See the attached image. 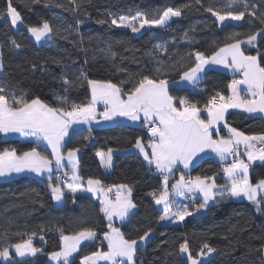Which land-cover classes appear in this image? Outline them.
I'll return each instance as SVG.
<instances>
[{"label":"trees","instance_id":"trees-1","mask_svg":"<svg viewBox=\"0 0 264 264\" xmlns=\"http://www.w3.org/2000/svg\"><path fill=\"white\" fill-rule=\"evenodd\" d=\"M8 3L9 0H0V13L5 17ZM227 3L228 0H11L25 28L15 31L7 18L0 19V87L6 89L9 98L13 94L18 99L39 98L50 107L86 105L91 100L88 79L115 83L125 93L144 76L165 79L172 85L184 71L195 66L197 52L210 57L233 42L228 39L233 33L246 40L258 31L261 34L255 47L245 45L242 50L245 55L259 53L258 59L264 66V24L260 22L264 19V0H246L247 11L255 12L256 19L246 15L243 21L221 25L206 9L212 7L223 13L228 10ZM168 7L180 9L182 14L174 17L165 29H142L137 34L111 24L113 19L135 16L138 12L157 19ZM232 10L245 9L240 4ZM44 21L52 28V38L37 46L27 29L39 27ZM64 79L70 86L65 85ZM233 79L230 74L211 69L197 85L199 91L171 86L169 93L176 100L184 98L202 109L217 93L227 97ZM226 124L246 135L264 133L263 118L231 112ZM69 139L80 142L92 153L108 149L119 153L131 148L137 139L148 141L143 128L121 124L76 131ZM33 147L49 155L35 142L0 137V151L16 149L21 154ZM220 170L221 164L208 158L195 165L188 175L217 176L220 182ZM250 176L253 184L264 179V164L254 165ZM104 180L107 187L123 184L132 189L135 211L119 226L125 238L140 241L139 237L151 230L146 244L137 247L135 264H189L179 251L185 240L196 259L205 243L216 250L201 264H264V251L260 250L264 245V209L256 211L243 201H221L182 225H163L151 195L161 193L162 181L139 156L116 154L112 170ZM50 183H56L55 177H21L0 182V249L29 237L33 247L39 249L36 255L24 259L10 249V260L3 262L0 257V264H53L49 254L60 251L61 230L64 235H74L86 228L96 231L94 240L81 245L70 264H81L83 257L93 252L107 251L103 234L108 231V224L99 204L86 195L65 194L63 204L56 206Z\"/></svg>","mask_w":264,"mask_h":264},{"label":"snow or ice","instance_id":"snow-or-ice-1","mask_svg":"<svg viewBox=\"0 0 264 264\" xmlns=\"http://www.w3.org/2000/svg\"><path fill=\"white\" fill-rule=\"evenodd\" d=\"M197 2L199 3V0ZM240 4L245 10H232L234 6ZM226 8L228 10L223 13L212 7H208L206 11L210 12L221 25L229 20L243 21L246 15L253 19L257 18L255 12L247 11L246 0H228ZM181 14L180 9L168 7L157 19H149L144 13L138 12L135 16H120L118 20L113 19L111 24L131 29L133 33H136L145 26L163 28L172 17H179ZM6 17L10 18L13 26L22 22L20 13L12 6L11 0L6 9ZM6 17L0 13V19ZM260 22L264 24V19H260ZM28 31L36 41H40L52 32V28L47 21H44L39 27H28ZM260 34L261 32L258 31L247 36L246 40H240L237 38L239 33H233L228 37L233 42L226 43L210 57L197 52L195 66L182 73L181 79L192 85L199 82L200 74L204 72L208 64H222L226 68H232L241 73V79H233L228 85L231 90L230 96L225 97L217 93L208 101L204 109L207 113L206 118H202L201 109L195 103H189L184 98L179 99V106H177L175 98L169 94L168 81L149 76L140 79L137 85L127 93L115 83L88 79L87 84L91 89L90 102L86 105H73L70 108L50 107L39 98L28 100L21 97L18 99L14 94L9 98L5 95L6 89L0 87V132L19 133L42 140L51 149V155L54 157V160L50 159L36 147L21 154H18L16 149H4L0 151V177L10 176L13 173L34 172L42 175L47 172L51 179L53 168L60 170L65 167L64 161L67 160V164L71 167V176L69 177L67 172L62 173V176L56 177L55 184H49V188L52 198L56 201L63 199L65 188L74 195L78 189L82 188V177L78 175L76 159L79 149L69 150L65 156L62 152L65 137L68 136L73 124L95 120L96 105L102 103L105 110L101 116L105 121L116 117H127L132 121H137L142 116L144 124L149 125L148 147L151 153L145 150V145L140 139L136 140L135 147L143 154L148 164L154 165L156 170L163 175L164 190L159 195L155 192L151 193L155 203L163 205L161 221L174 219L182 222L186 217L193 215L187 206L174 208V202L170 199L171 193L179 196H185L186 193H201L203 202L196 211L205 208L210 200L215 199L216 195L246 197L256 204L259 210L260 204L264 202V179L255 184L251 183L249 169L254 161L264 162V133L246 135L225 124L230 136L214 139L213 130L216 129V134H218L217 125L224 120L228 109H241L249 114H264V66H261L258 59L260 54L245 55L241 48L243 43L253 44ZM64 83L70 86L67 79H64ZM65 90L67 91V87ZM241 145L244 146L243 154L247 156V162L239 158ZM206 150L216 153L221 161L227 160L229 156L234 157L232 162L223 168V173L229 183L217 185L214 176L201 177L198 175L195 178L186 179L182 174L176 183L171 185L170 193L168 174L173 173L178 164H182L185 169L189 168L193 160ZM111 154L112 149H108L107 154L97 153L106 168L111 165ZM62 177H67L63 181V187H61ZM114 187H117V194L115 200H112L108 198V193L112 191L111 187L105 189L99 179L88 178L87 180L85 190L94 194L102 193L104 197L101 200L100 211L109 222V231L103 234L108 242V250L84 256L82 264H97L98 261H107L109 264H125L126 261L127 264H135L138 241L125 238L120 229L112 225L114 217L124 221L131 210L136 208V204L130 199L132 189L123 184ZM120 189H126L127 194L121 195ZM150 231L140 236L139 240H146ZM31 235L34 236L35 233ZM95 237L96 231L90 228L83 229L74 235H64L61 230V249L50 253L49 258L58 262L62 261V264H70L69 258L79 250L81 243L91 241ZM10 249H14L15 255L19 257L34 256L39 251L33 247L31 237L3 247L0 249V257L9 259ZM260 250L264 251V245ZM179 251L188 254L189 264H201V261L190 253L187 240L180 244ZM214 251H216L214 248L205 243L198 255L204 256Z\"/></svg>","mask_w":264,"mask_h":264},{"label":"crops","instance_id":"crops-1","mask_svg":"<svg viewBox=\"0 0 264 264\" xmlns=\"http://www.w3.org/2000/svg\"><path fill=\"white\" fill-rule=\"evenodd\" d=\"M245 45L249 46L251 48H254L255 45H256V41L253 44H251V45L244 44V45L241 46V48L243 46H245ZM221 65L222 64H214V65L208 64V65H206L204 72H202L200 74L199 82L196 83L195 85H192V84L188 83L187 81L180 79L176 83H174L172 85H168V87L170 88L171 86H173V87H176V88H187V89L192 90V91H199L200 89L197 88V85L203 79L205 72H207L208 70H211V69L212 70H219V71L225 72L227 74H230V75L234 76V79H241L242 78V75H241L240 72L235 71L232 68H226V67H224V65L223 66H221ZM241 87H243V86H241ZM89 91H90V97H91V89H90V87H89ZM230 95H231V90L229 89L228 96H230ZM241 95L243 96L244 93L242 92ZM124 98L126 99V96ZM178 101L179 100H176L177 106H179ZM204 107L201 109L202 118H206L207 117V113L204 111ZM104 110H105L104 109V105L102 103H98L96 105V119L95 120L89 121L88 123L73 124L70 127V129H69L68 136L65 137L64 147L62 149V152H63V154L65 156L67 155V152L69 150L79 149V151L77 152L76 159L78 161V175L80 177H82V181H81L82 188L78 189L77 192L74 195L72 193H70L65 188L64 189L65 194H69V195H72V196H80V195L89 196L95 202H97L99 204L100 208H101V200L104 198L103 194L102 193H95L94 194L92 192L86 191L85 189L87 188V180H88V178L99 179L102 182V186L105 189L111 187L112 191L108 193V198L112 199V200H115L116 194H117V187H114V186H108L107 187L105 185L104 177H105V174L111 172L112 167H113V162H114V156L116 154H135V155H137V156H139L141 158V160L144 162V164L149 169H151L152 172H154V173L158 172L154 165L150 166L148 164V162L144 159L143 154L139 151V149H137L135 147V144L131 148H129V149L123 151V152L116 153V152L112 151V154H111V156H112L111 165H110V167L106 168L101 163V159L97 155V153L103 152V153L107 154L108 151H100V152H97V153H92L87 147H84L80 142L73 141V140L70 141L69 138H70L71 134L73 132L81 131V130L108 128V127H113V126L120 125V124L121 125L132 126V127L143 128V129L146 126V124H144V122H143V117L142 116H141V119L137 120V121H132V120L128 119L127 117H116L113 120L105 121V120H103V118L101 116V113ZM231 112L240 113V114L246 115L248 117H258V118H263L264 119V114H260V113L249 114V113H246V112L242 111L241 109H228L227 112L225 113L224 120L221 121L217 125L218 134H216V129L213 130L214 131V136H213L214 139H218L220 137L228 138L230 136V133L228 131V127H225V124H226V118H227L228 114L231 113ZM144 133H145V131H144ZM0 137L3 138V139H20L22 141L35 142L38 145H40L42 148L46 149L48 151V153H49L48 157L50 159L54 160V157H52V155H51V149L46 146V143L44 141L37 140L35 137H26V136H23V135H21L19 133H8V134H5V133H2V132H0ZM140 140L145 145V150L150 154L151 153V149L148 147V143L150 141V138L148 137V141L147 140L144 141L142 139H140ZM239 151L241 153L239 158L243 159V160H245V162H247V156L243 154L244 153V146L243 145L240 146ZM208 158H210V159L214 160L215 162L221 164V170H220V175H219V176H221V181L219 182L217 180L219 177L215 176V182L217 183V185L229 183L228 178L223 173V168L227 167L228 164H230L232 162L234 157L229 156L227 158V160L221 161L220 158L216 155V153L212 152L211 150H206L204 153L199 154V156L196 157L193 160V162L190 164L189 168L185 169L182 164H178L176 166V168L174 169L173 173L168 174L169 175V181H168V190H169V192L171 193V185L175 184L176 181L179 179V177L182 174L185 176L186 179L192 178V177H190L188 175L189 172L191 171V169L195 165H197L199 162H201L202 160L208 159ZM64 164H65V167L61 168L60 170H56L55 167L53 168V172L51 173V179L53 177H55V180H56V175L59 174V173H64V172H67L69 177L71 176V174H72L71 173V167H70V165L67 164V160L64 161ZM258 164H264V162L254 161L251 164V167L249 169L250 181H251V176H250L251 168L254 165H258ZM21 177H31V178H34V179H37V180H44V179H49V173L45 172L42 175H37L34 172H23V173H19V174L13 173L10 176L0 177V182L10 181V180L21 178ZM161 181H162V191H163L164 190V188H163V180H161ZM61 187H63V186H61ZM49 190H50V188H49ZM119 191H120L121 195H126L127 194V190L126 189H120ZM50 194L52 196L51 190H50ZM190 194H194V195H196L198 197H203L202 194L199 193V192L190 193ZM190 194L186 193L185 196H179V195H176L175 193H171L170 199L174 202V208L176 206H187L188 210L191 211L193 213V215L186 217L185 220L182 221V222L176 221V220L173 219V220L161 221V224H163V225H173V226L182 225L186 221V219L192 218V217L202 216L206 212V210H207V208L209 206H211V205H213L215 203L221 202V201H237V202L243 201V202H247L249 205H251L256 211H262L264 209V202H262L260 204L259 210H258L257 205L254 204L252 201L248 200L246 197H238V198H236V197H230L228 195H224V196L216 195L215 199L210 200L208 202V205L205 208L200 209L199 211H196V209L203 202V200L197 202L196 204L188 202L185 198H186L187 195H190ZM130 199L132 200V193H131ZM63 201H64V197H63V199L61 201H58L57 203L53 199V202H54V204L56 206L62 205ZM155 207L161 213V216H162L163 215V205H157L155 203ZM134 211H135V208L131 210V212L129 213V216L124 221H121L118 218L114 217L113 221H112L113 227L119 228V226H122L124 223H126L128 218L134 213ZM102 215H103L104 219L107 221V224H108L109 222L105 218L103 213H102ZM88 242H90V241H84V242L81 243V245H83L84 243H88ZM103 243L106 245V249H107V243H105L104 237H103ZM11 251L14 253V249H11ZM9 259H10V256H9ZM82 260H81V264H82ZM125 263H127V262H125Z\"/></svg>","mask_w":264,"mask_h":264},{"label":"rangeland","instance_id":"rangeland-1","mask_svg":"<svg viewBox=\"0 0 264 264\" xmlns=\"http://www.w3.org/2000/svg\"><path fill=\"white\" fill-rule=\"evenodd\" d=\"M6 18H7V17H6ZM173 18H174V17H172V18L169 20V22L167 23V25H166L165 27H163V28H161V27H148V26H145V28H143V29H165V28L169 27V25L171 24ZM7 19L10 21V18H7ZM227 22H230V23H237L238 21H231V20H229V21H226L225 24H226ZM219 23H220V22H219ZM10 24H11V21H10ZM11 26H12V28H13L15 31L18 30V29H21V28H25L21 22H18L16 26H13L12 24H11ZM115 26H116V25H115ZM116 27H117V26H116ZM117 28H119V29H123V30H131V29L124 28V27H117ZM26 29H27V28H26ZM141 30H142V29H141ZM141 30H140V31H141ZM27 31H28V29H27ZM140 31H139V32H136V33L138 34V33H140ZM28 33H29L30 39H31V40L33 41V43L36 44L37 46H40V45H43V44L49 42V41L51 40V38H52V34L50 33L48 36L44 37L42 40H40V41H36V39L32 36V34H31L29 31H28ZM256 40H257V39H256ZM244 44H247V43H243L242 45H244ZM242 45H241V46H242ZM210 65H214V64H210ZM221 66H223V65H221ZM55 202L57 203L58 201L55 200ZM61 203H62V202H61ZM108 231H109V229H108ZM149 238H150V236H149L146 240H144V241H138L137 247H139V246H141V245L144 246ZM105 243H108V242L105 240ZM77 252H78V251H77ZM77 252H76V253H77ZM14 253H15V250H14ZM76 253H73V255L69 258L70 261H71V259L73 258V256H74ZM213 254H214V253L207 254V255H204V256H200V255H199L197 259L200 260L201 263H202V262L207 261L210 257H212ZM183 255H184V257H186V258H187V256H188L187 253H183ZM28 256H30V255H27V256H25V257H19V256H18V258H19V259H24V258H26V257H28ZM1 260H2L3 262H8L10 259H7V260H6V259H4L3 257H1ZM60 262H62V261H60ZM125 262H126V261H125ZM97 264H109V262H107V261H98Z\"/></svg>","mask_w":264,"mask_h":264},{"label":"built area","instance_id":"built-area-1","mask_svg":"<svg viewBox=\"0 0 264 264\" xmlns=\"http://www.w3.org/2000/svg\"><path fill=\"white\" fill-rule=\"evenodd\" d=\"M206 107V106H205ZM204 107V109H205ZM144 131H145V134L147 135V137L150 138V133H149V125H146L144 127ZM232 157V156H231ZM234 159V158H233ZM159 179L163 180V175L160 173V172H155L154 173ZM57 176H62V173H59L56 175ZM67 177H62V180H61V186H63V181L66 180ZM57 181V180H56ZM188 202H191V203H197L199 201H202L203 200V197H198L194 194H190V195H187L186 198H185ZM32 244L34 246V243L32 241ZM53 264H60V262L58 261H55V260H51Z\"/></svg>","mask_w":264,"mask_h":264}]
</instances>
